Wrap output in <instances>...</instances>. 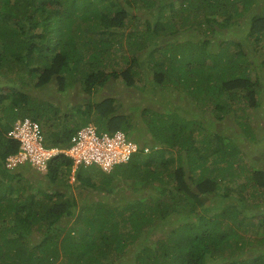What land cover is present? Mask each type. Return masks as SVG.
I'll list each match as a JSON object with an SVG mask.
<instances>
[{
	"label": "trees",
	"instance_id": "obj_1",
	"mask_svg": "<svg viewBox=\"0 0 264 264\" xmlns=\"http://www.w3.org/2000/svg\"><path fill=\"white\" fill-rule=\"evenodd\" d=\"M110 79L161 101L118 112ZM261 112L264 0H0V264H264ZM27 116L46 146L83 119L137 153L8 169Z\"/></svg>",
	"mask_w": 264,
	"mask_h": 264
},
{
	"label": "built area",
	"instance_id": "obj_2",
	"mask_svg": "<svg viewBox=\"0 0 264 264\" xmlns=\"http://www.w3.org/2000/svg\"><path fill=\"white\" fill-rule=\"evenodd\" d=\"M7 136L18 142V150L5 157L4 164L8 169L29 163L44 171L47 162L60 154L72 160V172L92 164L109 169L115 163L126 162L137 151V145L123 132H98L92 125L78 129L64 148L46 146L40 124L29 117L17 119Z\"/></svg>",
	"mask_w": 264,
	"mask_h": 264
},
{
	"label": "rangeland",
	"instance_id": "obj_3",
	"mask_svg": "<svg viewBox=\"0 0 264 264\" xmlns=\"http://www.w3.org/2000/svg\"><path fill=\"white\" fill-rule=\"evenodd\" d=\"M233 37H235V36H233ZM151 91L152 92H149V93L141 92L138 87H126L119 80L110 79L108 81V83L106 84V86H104L103 88H101V89L96 91V93L94 94V98L96 100H101V99H104L105 97H114L115 99L118 100L115 103V105L118 106V109H117L118 112H123L125 114H129L130 115L132 110H133V108L135 107L134 105L137 104V103H141L143 101L144 103H146V105H148L149 103L152 105V104H156L157 101H161V97H160L161 92L159 90H157V89H152ZM69 93H70V91H68V93L64 96V98H71V97L78 98L79 95H81L79 93L76 94L75 92H72V91H71V94H69ZM62 95H64V94H62ZM62 97H60V100H59L60 102L62 101V99H61ZM152 98H154V100H152ZM143 105H145V104H143ZM138 109L140 110L141 108H138ZM138 109H137V113L139 111ZM261 113H262L261 114L262 117L260 119L255 120L253 122L254 123L253 124L254 128L259 126L258 125L259 121L263 122V120H264V112H261ZM82 121L84 122L83 119H82ZM82 121H80V120L78 121V124L80 126L83 124ZM142 131L143 130L141 129V131H139V133H141ZM259 133L260 134L264 133V131L262 130ZM259 152H260L259 149L254 150L253 157L258 158L257 156H259ZM31 168L29 169V172H32L33 169H34V168L31 169ZM36 171L37 170H35V174L38 173ZM88 171L90 173H92L93 175L98 176V177H100V175H101L100 174L101 171L98 168H94V167L93 168H89ZM38 177H40V176L38 175ZM97 179H99V178H97ZM99 181L101 182L102 180H99ZM92 198H94V197L92 196ZM159 232H160L159 230L156 231V233L154 234L155 237L159 234ZM131 249L132 248H130L129 251ZM131 257L132 256L127 255L126 256V261H131L132 262Z\"/></svg>",
	"mask_w": 264,
	"mask_h": 264
},
{
	"label": "clouds",
	"instance_id": "obj_4",
	"mask_svg": "<svg viewBox=\"0 0 264 264\" xmlns=\"http://www.w3.org/2000/svg\"><path fill=\"white\" fill-rule=\"evenodd\" d=\"M122 83V82H121ZM123 84V83H122ZM28 117V116H27ZM30 118V117H29ZM20 119V118H19ZM31 119V118H30ZM17 120V119H16ZM15 120V121H16ZM33 120V119H32ZM14 121V122H15ZM13 125V124H12ZM87 125H92V126H94L95 128H96V130L98 131V128L93 124V123H87V124H85V125H82V126H80L78 129H80L81 127H84V126H87ZM78 129H76L73 133H72V135L78 130ZM116 131H121V130H116ZM98 132H102V131H98ZM115 132V131H114ZM121 132H123V131H121ZM106 133H111V132H106ZM124 133V132H123ZM125 134V133H124ZM125 136L128 138V139H130V140H132L134 143H135V141L131 138V137H129L127 134H125ZM8 137V136H7ZM43 137H44V135H43ZM72 137V136H71ZM8 138H10V137H8ZM12 139V138H11ZM71 139V138H70ZM136 144V143H135ZM68 145V144H67ZM137 145V144H136ZM64 147H66V146H64ZM64 147H61V148H64ZM137 148H138V146H137ZM145 151H147L146 149H145ZM135 153H137V151L135 152ZM135 153L131 156V158L129 159V160H127L126 162H118V163H115V164H113L109 169H103L100 165H96V164H92V165H90V166H88V167H84V166H81V167H78L76 170H78V169H80V168H82V169H86L87 170V172H88V169L89 168H98L100 171L102 170L103 172H106V173H108V172H111L116 166H121V165H125V164H128L131 160H132V158L135 156ZM12 154V153H11ZM60 155H64V154H60ZM58 156V155H57ZM65 156V155H64ZM56 157V156H55ZM67 157V156H66ZM54 158V157H53ZM69 158V157H68ZM52 159V158H51ZM50 159V160H51ZM49 160V161H50ZM48 161V162H49ZM72 161V160H71ZM48 162H47V164H48ZM24 165H28V166H31L32 168H34L35 170H37L38 172H41V173H43V172H45L46 170H44V171H40V170H38V169H36L35 167H33L32 165H30L29 163H23ZM23 164H21V165H23ZM5 165V164H4ZM21 165H19V166H21ZM7 168V167H6ZM17 168V167H16ZM72 168H73V165H71V176H70V181L69 182H72L73 180H74V178H73V174L75 173V171L74 172H72ZM47 169V168H46Z\"/></svg>",
	"mask_w": 264,
	"mask_h": 264
}]
</instances>
